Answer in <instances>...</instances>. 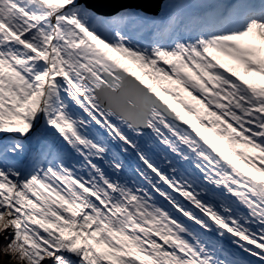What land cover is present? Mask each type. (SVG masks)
I'll list each match as a JSON object with an SVG mask.
<instances>
[{
  "label": "snow or ice",
  "instance_id": "1",
  "mask_svg": "<svg viewBox=\"0 0 264 264\" xmlns=\"http://www.w3.org/2000/svg\"><path fill=\"white\" fill-rule=\"evenodd\" d=\"M0 241L264 264V0H0Z\"/></svg>",
  "mask_w": 264,
  "mask_h": 264
},
{
  "label": "rangeland",
  "instance_id": "2",
  "mask_svg": "<svg viewBox=\"0 0 264 264\" xmlns=\"http://www.w3.org/2000/svg\"><path fill=\"white\" fill-rule=\"evenodd\" d=\"M125 63H127L129 67L133 68L134 70H136V71L139 73V69L137 68L136 65L131 64V62H129V61H125ZM166 98H168V97H166ZM191 118H192V117H191ZM204 133H205V132H204ZM205 134H207V133H205ZM5 257H6V256H5ZM5 257H4V258H5ZM5 260H6V262H8L9 264H15V261H10L7 257L5 258Z\"/></svg>",
  "mask_w": 264,
  "mask_h": 264
},
{
  "label": "trees",
  "instance_id": "3",
  "mask_svg": "<svg viewBox=\"0 0 264 264\" xmlns=\"http://www.w3.org/2000/svg\"><path fill=\"white\" fill-rule=\"evenodd\" d=\"M0 243H3V241H0ZM5 255H4V253L3 252H0V264H9L8 262H6V260H5Z\"/></svg>",
  "mask_w": 264,
  "mask_h": 264
},
{
  "label": "water",
  "instance_id": "4",
  "mask_svg": "<svg viewBox=\"0 0 264 264\" xmlns=\"http://www.w3.org/2000/svg\"><path fill=\"white\" fill-rule=\"evenodd\" d=\"M152 10L154 11L155 9L153 8Z\"/></svg>",
  "mask_w": 264,
  "mask_h": 264
}]
</instances>
